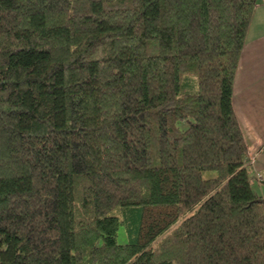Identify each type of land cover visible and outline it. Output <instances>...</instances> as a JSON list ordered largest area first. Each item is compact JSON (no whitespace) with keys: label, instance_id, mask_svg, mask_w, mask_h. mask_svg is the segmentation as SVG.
I'll list each match as a JSON object with an SVG mask.
<instances>
[{"label":"trees","instance_id":"16d2710c","mask_svg":"<svg viewBox=\"0 0 264 264\" xmlns=\"http://www.w3.org/2000/svg\"><path fill=\"white\" fill-rule=\"evenodd\" d=\"M256 3L0 0V264H264L232 110ZM145 208L179 222L141 241Z\"/></svg>","mask_w":264,"mask_h":264},{"label":"crops","instance_id":"0c3cea01","mask_svg":"<svg viewBox=\"0 0 264 264\" xmlns=\"http://www.w3.org/2000/svg\"><path fill=\"white\" fill-rule=\"evenodd\" d=\"M232 110L253 178L264 183V0H257L232 82ZM260 179H257V178Z\"/></svg>","mask_w":264,"mask_h":264},{"label":"rangeland","instance_id":"374dc122","mask_svg":"<svg viewBox=\"0 0 264 264\" xmlns=\"http://www.w3.org/2000/svg\"><path fill=\"white\" fill-rule=\"evenodd\" d=\"M257 179H260L259 177ZM251 189L254 191L255 195L263 200L264 203V183L263 185L259 184L254 178H252ZM175 218V213L173 208H145L143 209V215L141 220V234L140 240H145V235L148 232L158 233L163 230L165 227L169 226L168 231L175 227L177 222ZM116 242L118 244H125L128 242L127 234L124 231V227H119L116 236Z\"/></svg>","mask_w":264,"mask_h":264},{"label":"water","instance_id":"95a60500","mask_svg":"<svg viewBox=\"0 0 264 264\" xmlns=\"http://www.w3.org/2000/svg\"><path fill=\"white\" fill-rule=\"evenodd\" d=\"M255 202H257V203H263V200L257 199V200H255Z\"/></svg>","mask_w":264,"mask_h":264}]
</instances>
